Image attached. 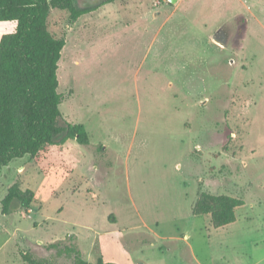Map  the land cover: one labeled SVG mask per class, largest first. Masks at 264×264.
Listing matches in <instances>:
<instances>
[{"label":"rangeland","instance_id":"374dc122","mask_svg":"<svg viewBox=\"0 0 264 264\" xmlns=\"http://www.w3.org/2000/svg\"><path fill=\"white\" fill-rule=\"evenodd\" d=\"M105 1L52 11L60 108L90 145L0 170V264H72L48 249L70 235L90 264H264V0ZM15 185L28 215L3 211ZM201 192L243 199L236 222L194 216Z\"/></svg>","mask_w":264,"mask_h":264},{"label":"trees","instance_id":"16d2710c","mask_svg":"<svg viewBox=\"0 0 264 264\" xmlns=\"http://www.w3.org/2000/svg\"><path fill=\"white\" fill-rule=\"evenodd\" d=\"M79 2L0 0V23L15 24L13 30L0 35V170L14 160L34 158L43 148L64 145L70 139L85 147L90 145L86 127L66 122L61 111L58 71L66 38L50 30L53 10L67 12L71 26L93 10L80 7ZM34 201L32 190L15 185L2 202L3 211L9 214L13 203L18 202L28 215ZM244 205L240 198L201 192L192 214L210 216L211 225L218 229L235 223L236 209ZM48 249L70 256L72 264H90L77 248L74 235L50 244ZM21 258L25 264H52L28 252H23ZM96 264L115 263L100 256Z\"/></svg>","mask_w":264,"mask_h":264},{"label":"water","instance_id":"95a60500","mask_svg":"<svg viewBox=\"0 0 264 264\" xmlns=\"http://www.w3.org/2000/svg\"><path fill=\"white\" fill-rule=\"evenodd\" d=\"M168 1H169V3H171V4H174V3H176L177 0H168Z\"/></svg>","mask_w":264,"mask_h":264},{"label":"crops","instance_id":"0c3cea01","mask_svg":"<svg viewBox=\"0 0 264 264\" xmlns=\"http://www.w3.org/2000/svg\"><path fill=\"white\" fill-rule=\"evenodd\" d=\"M187 238V237H186ZM113 263V262H112Z\"/></svg>","mask_w":264,"mask_h":264}]
</instances>
